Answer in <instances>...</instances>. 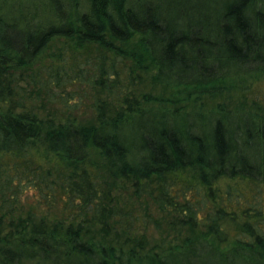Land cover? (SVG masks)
I'll return each instance as SVG.
<instances>
[{
	"label": "trees",
	"instance_id": "obj_1",
	"mask_svg": "<svg viewBox=\"0 0 264 264\" xmlns=\"http://www.w3.org/2000/svg\"><path fill=\"white\" fill-rule=\"evenodd\" d=\"M10 9L0 264H264V0ZM237 78L253 111L186 108Z\"/></svg>",
	"mask_w": 264,
	"mask_h": 264
},
{
	"label": "rangeland",
	"instance_id": "obj_2",
	"mask_svg": "<svg viewBox=\"0 0 264 264\" xmlns=\"http://www.w3.org/2000/svg\"><path fill=\"white\" fill-rule=\"evenodd\" d=\"M29 0H0V6H2L4 16L0 15L3 19L9 20L12 14L11 7H15L17 4L27 3ZM11 17L19 20L18 14L15 13ZM155 70L152 66H147L144 70H136L131 79V90L136 96L143 94L160 96L163 93H167V89H163L162 85L158 84L155 80ZM227 89L223 90L222 93L215 96L207 97L202 96L197 102L187 104V109L199 110L201 112H206L214 109L216 106H222L225 109L236 110L238 108L246 109L248 111H253L254 108L251 104L245 103L243 99L240 98V89L243 88L244 84L240 78L237 79H226ZM242 92V91H241ZM184 105L183 103L179 104ZM31 199V196H30ZM138 212H141V209ZM134 228L135 233H138L139 224L135 223Z\"/></svg>",
	"mask_w": 264,
	"mask_h": 264
}]
</instances>
